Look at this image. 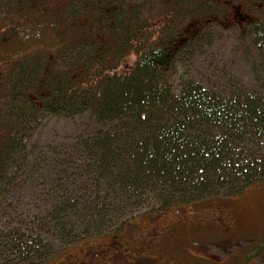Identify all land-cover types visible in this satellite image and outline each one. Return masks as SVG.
Masks as SVG:
<instances>
[{"label": "trees", "instance_id": "1", "mask_svg": "<svg viewBox=\"0 0 264 264\" xmlns=\"http://www.w3.org/2000/svg\"><path fill=\"white\" fill-rule=\"evenodd\" d=\"M8 1L0 0L1 31L12 27L10 23L14 24L17 17L24 19V10L35 14L33 9L49 4V0H23L19 8L23 1L20 5ZM131 1L73 0L64 5L50 0V6L59 11L57 17L49 16L52 33L65 29L67 45L77 41L84 51L92 50L77 52L76 67L86 62L91 67L88 73L96 62L103 63L110 57L114 60L107 63L114 66L129 48V55L134 54L137 60L128 74L109 73L90 88L73 90L71 74L56 70L57 66L42 65L44 61L34 53L35 48H14L19 57L11 64L0 95V119L7 128L1 136L5 147L0 146V182L4 183V174L13 169L17 152L25 154L23 167L28 168V138L39 130L45 115L86 116L92 126L76 148L77 155H84L86 179L96 189L95 205L85 208L84 204L77 210V202H64L57 209L54 224L36 223L40 232L53 227L60 230L66 219L63 214L78 215L85 210L87 217L92 216L94 231L109 232L114 222L124 226L133 209L137 211L145 201L153 200L151 210L161 212L219 196L230 176H234L235 187L225 197L256 183V175L264 176V94L253 92L245 94L244 100L243 94L234 97L236 101H227L190 82L188 73L180 81H172L170 76L176 52L191 44L195 49L197 45H209L220 32L208 29L203 38L197 36L191 44H182L173 52L162 43L169 34L162 29L161 22L165 21L155 23L174 13L170 18L182 30L184 25L178 18L185 20L196 13L203 16L200 18L206 26H220L219 19L224 18L227 8L214 0H134L136 5ZM7 8L13 10L12 14H5ZM261 12L252 29L242 30L241 35L254 36L259 54H264V10ZM7 15L15 17L9 20ZM97 33L104 40L102 45L95 40ZM63 40V34L58 39L51 37V49L59 56L65 54ZM158 41L162 48H153ZM189 54L193 57V52ZM63 59L68 60L67 53ZM106 190L113 192L100 194ZM127 206L129 215H123ZM38 238L14 247L23 246L21 252L31 257L45 247ZM5 240L6 236L0 235V253ZM260 248L247 263L264 255V242Z\"/></svg>", "mask_w": 264, "mask_h": 264}, {"label": "rangeland", "instance_id": "2", "mask_svg": "<svg viewBox=\"0 0 264 264\" xmlns=\"http://www.w3.org/2000/svg\"><path fill=\"white\" fill-rule=\"evenodd\" d=\"M21 1L9 0L8 3L20 5ZM69 1L73 0H57L64 5ZM255 1L261 2L264 10V0ZM131 2L136 5L134 0ZM32 11L36 13L24 10V19L17 17L14 24L10 23L12 27L0 30V95L3 93L1 87L4 78L13 61L19 57L14 49L17 45L35 48L34 53L38 52L40 60L42 58L41 61H44L42 65L57 66L56 70L70 73L73 90L90 88V85L101 81V76L109 73L128 74L134 66L137 57L129 55L127 48L124 51L127 55L119 58L114 66L107 63L114 60L110 57L103 63L96 62L87 73L91 67H87L86 62L80 63V68L76 67L79 61L77 52L92 50L84 51L77 41H70L67 45L65 29L52 33L49 16L57 17L55 13L59 11L58 7H51L49 0V4ZM261 11H254L256 18L262 16ZM4 12L12 14L13 10L7 8ZM173 15L170 13L169 17L157 20L159 23L165 21L161 22L162 29L168 30L169 34L162 43L167 44L166 48H173V52L182 44H191L197 36L198 39L203 38L208 29L220 34L209 45H197L195 49L191 44L176 52L170 72L172 81H180L188 73L190 82L227 101H236L234 97L243 94L245 97L241 98L244 100L245 94L250 96L252 94L249 93L253 92L264 94V54H259L254 36L243 37L242 29L224 18L219 19L220 26H206L203 18H200L202 15L196 13L185 20L178 18V23L185 22L184 28L180 30L170 18ZM14 17L7 15L9 20ZM61 34L64 36L63 50L68 60L63 59L65 54L59 56L57 50L51 49V37L58 39ZM170 36L174 38L173 43H170ZM95 40L98 45L104 42L99 33ZM81 41L86 42V38L81 37ZM159 43H155L153 48L161 47ZM190 47H193L191 51ZM94 52L97 54L98 50ZM189 52H193V57H190ZM90 124L91 119L86 116L45 115L39 130L28 138V168L23 167L25 154L16 153L13 169L4 174L5 182H0V235L6 236V240L2 241L0 264H68L76 261L80 264L88 262L90 255L95 259L93 263L87 264H250L246 261L261 250L264 242L262 175H256V183L231 197H225L224 194L235 187L234 176L226 179L227 188L222 189L219 196L209 197L199 203L174 206L160 212L151 210L155 204L153 200H148L137 211L134 208L131 215L127 206L122 212L123 215H129L127 223L120 226V222H114L109 232L94 231L92 216L87 217L86 210L78 215L63 214L66 219L60 230L53 227L51 231L42 229L40 232L36 223L42 221L54 224L58 217L57 209L64 202H77V210L84 208V204H87L85 208L95 205L96 189L92 181L86 179L85 167H82L84 155H77L76 148L80 138L90 132ZM6 130L5 121L0 119L2 148L5 143L1 136ZM1 174L0 169V181L3 180ZM214 181L215 186L217 184ZM109 192L113 191L106 190L100 194L104 196ZM144 209L150 210L145 212ZM36 236L45 247H41L33 256L27 257L21 252L23 246L14 247L18 243L25 244V240L30 243L33 238L35 241ZM251 264H264V255Z\"/></svg>", "mask_w": 264, "mask_h": 264}, {"label": "flooded vegetation", "instance_id": "3", "mask_svg": "<svg viewBox=\"0 0 264 264\" xmlns=\"http://www.w3.org/2000/svg\"><path fill=\"white\" fill-rule=\"evenodd\" d=\"M214 1L227 8V12H225L224 14V20L225 21L229 20L231 23L233 22L234 26H237L242 30L249 29L251 24H253L256 21V16L254 15V11L257 10L263 11L262 3L261 2L256 3L255 0H236V1L214 0ZM175 4L177 5L178 3ZM157 20L155 21L157 22ZM94 259L95 257L90 255V259L88 262H81L80 264L93 263ZM68 264H78V262L77 261L68 262ZM126 264H128V262H126Z\"/></svg>", "mask_w": 264, "mask_h": 264}, {"label": "bare ground", "instance_id": "4", "mask_svg": "<svg viewBox=\"0 0 264 264\" xmlns=\"http://www.w3.org/2000/svg\"><path fill=\"white\" fill-rule=\"evenodd\" d=\"M179 33V32H178Z\"/></svg>", "mask_w": 264, "mask_h": 264}]
</instances>
